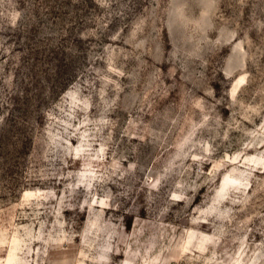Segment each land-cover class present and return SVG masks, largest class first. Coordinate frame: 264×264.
I'll list each match as a JSON object with an SVG mask.
<instances>
[{"label":"rangeland","instance_id":"374dc122","mask_svg":"<svg viewBox=\"0 0 264 264\" xmlns=\"http://www.w3.org/2000/svg\"><path fill=\"white\" fill-rule=\"evenodd\" d=\"M0 264H264V0H0Z\"/></svg>","mask_w":264,"mask_h":264}]
</instances>
